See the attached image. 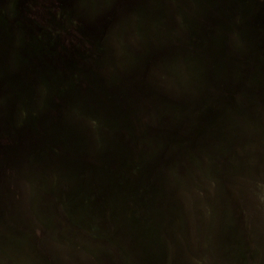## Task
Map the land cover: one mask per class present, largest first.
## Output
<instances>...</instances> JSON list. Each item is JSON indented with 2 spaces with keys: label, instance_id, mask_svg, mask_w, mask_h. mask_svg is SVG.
I'll list each match as a JSON object with an SVG mask.
<instances>
[{
  "label": "rangeland",
  "instance_id": "374dc122",
  "mask_svg": "<svg viewBox=\"0 0 264 264\" xmlns=\"http://www.w3.org/2000/svg\"><path fill=\"white\" fill-rule=\"evenodd\" d=\"M170 2L0 0V264H264V49L243 32L231 103L191 115L148 58Z\"/></svg>",
  "mask_w": 264,
  "mask_h": 264
},
{
  "label": "trees",
  "instance_id": "16d2710c",
  "mask_svg": "<svg viewBox=\"0 0 264 264\" xmlns=\"http://www.w3.org/2000/svg\"><path fill=\"white\" fill-rule=\"evenodd\" d=\"M52 7V10L61 15L59 3L55 2ZM169 11L171 12L169 21L164 22L167 25L166 29L170 28L165 32V42L158 44L159 47H154L153 44L152 53L148 55V58L151 61L155 59L156 63L159 62V72L168 87L170 86L173 90L180 89L182 98L184 95L185 99L188 97L192 100L194 106L191 107L189 114L215 121L218 108L216 106L221 101V97H227L231 103L229 68H225L222 75L221 72L219 73L220 64L226 63L227 66L233 55L244 53L241 47H237L240 41L241 43L243 41L241 38L243 14L250 12L251 16L259 15L264 18V0H171ZM256 25L250 34L253 35V31L256 30L259 35L257 42L264 39V26H260V23ZM42 26L46 30L54 29L48 17H43ZM76 26L74 22L75 32H77ZM75 32L72 34L76 36ZM243 38L246 39L245 36ZM263 43H257L261 47L258 51L260 55L263 54ZM164 59L165 62H163ZM160 62H163V65ZM237 77L240 81L238 96L245 99V78L242 75ZM180 104H184V101ZM185 112L186 109L179 116L186 114ZM65 227H67L66 232H69L70 224L65 223ZM56 231H53L52 235H57L58 238L59 231ZM11 237L8 229H4L2 236L0 232V240L5 239L4 244L7 250L13 251ZM18 248L22 259L40 256L37 253H42L43 250L42 247L36 248L29 243L26 245L20 243ZM22 259L18 264H28Z\"/></svg>",
  "mask_w": 264,
  "mask_h": 264
},
{
  "label": "water",
  "instance_id": "95a60500",
  "mask_svg": "<svg viewBox=\"0 0 264 264\" xmlns=\"http://www.w3.org/2000/svg\"><path fill=\"white\" fill-rule=\"evenodd\" d=\"M249 16H250L251 19L249 18ZM243 17H244V20H243V23L241 25V31H242V33L246 31V33H245L246 40H248V43L251 46H253L254 49L256 48V53H257V55H259L258 51H260V48L258 47L257 43L263 42L264 39L256 42V39H257V37L259 35L257 34L256 30L253 31L254 32L253 35L250 34V31H252V29L255 28L254 25H256L258 23H260V26L261 25L264 26V18H261L259 15H258V17L251 16L250 12H246L245 14H243ZM247 35H248V37H247ZM226 69H227V67H226ZM51 126L52 125L49 123L47 118L43 119V120L39 121L36 124V127L33 130H28L27 129L24 133H22V135H21L22 138H23L22 140L26 141L27 143H28V141L31 142V141H34V140L36 142L48 141V139L52 138L53 130H52ZM28 145H29V143H28ZM8 147L9 146H7L6 148H8ZM25 148H26V146H25ZM8 150L17 151L16 146L9 147ZM20 150L21 149L19 148V151ZM19 151H17V152H19ZM78 157H80V156H78Z\"/></svg>",
  "mask_w": 264,
  "mask_h": 264
}]
</instances>
